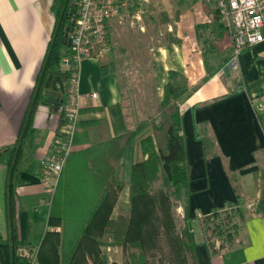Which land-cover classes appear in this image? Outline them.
<instances>
[{
    "label": "crops",
    "instance_id": "obj_1",
    "mask_svg": "<svg viewBox=\"0 0 264 264\" xmlns=\"http://www.w3.org/2000/svg\"><path fill=\"white\" fill-rule=\"evenodd\" d=\"M171 12L173 18L165 24L164 43L149 50V65L157 108L166 84L181 89L176 105L190 181L186 201L183 191L180 192L179 211L190 222L198 263L264 264V218L256 210L257 202L264 198V42L244 49L233 58L230 38L216 21L212 3L197 0L192 6L173 8ZM115 27L113 19L107 30ZM53 28L51 0H0L2 240L7 236L8 160V155L2 151L16 144L26 125L28 111L36 101L35 87ZM121 73L112 49L98 62L87 59L81 63L80 110L73 152L111 140L120 133L119 127L117 131L113 129L109 112L113 106L121 108L126 129H134L135 126L128 124L130 109L126 106ZM56 87V91L52 88L42 91L31 113L32 135L20 164L21 182L13 187L17 236L33 247L38 245L45 231L60 232L59 227L46 226L52 194L40 179L41 161L60 124L59 100L64 99L61 97L64 94L58 84ZM92 93L97 95L96 100L90 99ZM48 97L60 105L46 102ZM195 126L200 138L206 140L205 146L195 137ZM149 135L150 130H146L140 139ZM145 158L136 146L132 160L140 162ZM127 166V161H121L117 167V174H123V182H126ZM128 195L127 186L118 191L110 219L117 216L121 205L128 203ZM236 197L241 200L239 205ZM229 209L237 210L234 240L211 254L201 221L213 212L221 214ZM118 251L120 259L117 256L112 259L104 252L99 254L105 264H124L122 249L107 247L108 253ZM86 253L91 254V251L81 249L72 264H85L81 257ZM34 264H38L35 259Z\"/></svg>",
    "mask_w": 264,
    "mask_h": 264
},
{
    "label": "trees",
    "instance_id": "obj_2",
    "mask_svg": "<svg viewBox=\"0 0 264 264\" xmlns=\"http://www.w3.org/2000/svg\"><path fill=\"white\" fill-rule=\"evenodd\" d=\"M74 2L75 0H51L54 28L35 87L36 101L28 111L26 125L20 131L16 144L2 151L8 155L7 236L4 240L0 239V264H29L31 255L38 264H72L83 248V243L88 241L95 249H85L94 253L97 263H105L98 248L115 246L122 249L124 264H148L146 249L152 244L150 241L156 238L154 225L160 222L165 233L173 231L172 198L179 199L181 191L185 201L189 196V167L181 135V117L176 105L181 89L168 83L156 117L140 121L134 129L127 130L123 124L121 108L113 106L109 109L113 129L117 131L119 127L120 133L111 140L73 152L67 158L52 194L46 222L49 228L59 227L60 232L45 231L36 247L18 238V215L13 200V187L21 182L20 164L32 135L30 119L37 100L42 91H51L56 77L60 78L64 90L67 85V76L60 70V61L69 54L68 41ZM59 101L62 103L63 100ZM147 128L150 129V135L140 139ZM194 133L205 146L206 140L200 138L196 126ZM136 146L146 156L145 160H132ZM121 161L128 162L126 182L116 179L117 167ZM157 183H160L159 187L154 188ZM125 186L129 190L128 203L121 205L117 216L110 219L117 193ZM240 203V198L236 197V204ZM225 205L229 207L227 203ZM256 210L264 218V198L257 202ZM219 215L220 213L213 212L203 219L206 232L207 222ZM236 230L237 226L233 224L224 231L229 243L233 242ZM177 235L178 240L176 239L172 252L173 264H199L190 222L186 216L184 226L177 230ZM206 247L211 254L217 252L207 243Z\"/></svg>",
    "mask_w": 264,
    "mask_h": 264
},
{
    "label": "built area",
    "instance_id": "obj_3",
    "mask_svg": "<svg viewBox=\"0 0 264 264\" xmlns=\"http://www.w3.org/2000/svg\"><path fill=\"white\" fill-rule=\"evenodd\" d=\"M153 0H75L71 18L69 54L60 61L67 85L61 103L59 128L41 161V182L53 194L67 158L74 151L73 138L79 121V71L81 63L98 62L111 47L107 28L113 19H122L131 7L137 8ZM216 11V21L230 38L233 58L248 48L264 42V0H206ZM90 99L96 100L92 93ZM248 207L252 209V205ZM34 264V256L29 257Z\"/></svg>",
    "mask_w": 264,
    "mask_h": 264
},
{
    "label": "rangeland",
    "instance_id": "obj_4",
    "mask_svg": "<svg viewBox=\"0 0 264 264\" xmlns=\"http://www.w3.org/2000/svg\"><path fill=\"white\" fill-rule=\"evenodd\" d=\"M195 1L197 0H180L178 3L176 0H153L151 3L144 4L141 7H131L127 13L123 14L124 16L121 20L114 19L116 27L112 31L111 28L107 30L110 47L117 57L122 72L126 106L130 109L128 124L131 127H134L139 121L146 120L147 117L150 118L149 116L156 117L159 111L155 102V89L149 65L150 48L164 43L165 24L173 18L171 9L186 8L192 6ZM137 59L139 63L136 62ZM146 130L150 129L147 128ZM116 179L123 181V174L121 172L116 174ZM159 184H155L154 188H158ZM172 203L174 230L165 233L166 231L163 225H160V222L154 225V231H157L155 232L156 238L150 241V244H152L146 249L148 264L175 263L172 252L175 241L178 238L177 230L179 231L184 226V216L183 212L179 211L182 205L179 199L173 197ZM236 212V209H229L221 213L217 218L209 220L208 224L205 225L208 226L206 227L208 228L207 232L205 231L204 221H201L205 240L209 246L219 249L232 243L228 242L224 231L234 224L237 216ZM231 234L233 233L231 232ZM104 238L108 240L107 236ZM82 247V249H95L90 241L83 243ZM107 247L112 246H102L101 250L99 248L98 250L100 253L108 254L112 259L116 256L120 259L119 251L108 253ZM122 256L124 260V254ZM86 257L87 259H85ZM81 260L85 264H100L97 263L93 252L91 254L86 253L83 258L81 257Z\"/></svg>",
    "mask_w": 264,
    "mask_h": 264
},
{
    "label": "water",
    "instance_id": "obj_5",
    "mask_svg": "<svg viewBox=\"0 0 264 264\" xmlns=\"http://www.w3.org/2000/svg\"><path fill=\"white\" fill-rule=\"evenodd\" d=\"M68 45L70 46V41H68ZM57 84H58V87H59L60 92L63 93L64 92V89L62 87V83L60 81V78H58V77H56L53 80V82H52V85H51L52 90L53 91L58 90V88L56 87ZM46 102H49V103H58V104L60 103V102H54V100H53L52 97H48L47 100H46ZM57 109H58V107L55 108V110H57Z\"/></svg>",
    "mask_w": 264,
    "mask_h": 264
}]
</instances>
